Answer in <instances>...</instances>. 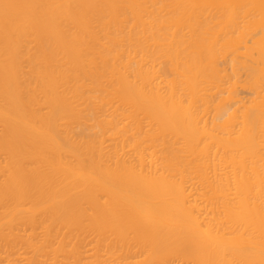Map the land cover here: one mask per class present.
<instances>
[{"label":"bare ground","instance_id":"1","mask_svg":"<svg viewBox=\"0 0 264 264\" xmlns=\"http://www.w3.org/2000/svg\"><path fill=\"white\" fill-rule=\"evenodd\" d=\"M0 264H264V0H0Z\"/></svg>","mask_w":264,"mask_h":264}]
</instances>
